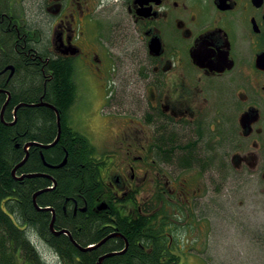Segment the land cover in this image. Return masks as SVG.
I'll return each mask as SVG.
<instances>
[{"label": "flooded vegetation", "instance_id": "1", "mask_svg": "<svg viewBox=\"0 0 264 264\" xmlns=\"http://www.w3.org/2000/svg\"><path fill=\"white\" fill-rule=\"evenodd\" d=\"M36 2L38 21L29 16L33 5L22 10L19 0H0V94L9 100L3 116L1 107V121L17 128L19 110L27 106L15 110L26 87L38 91L35 101L45 102L55 66L64 61L72 68L77 94L69 112L59 111L60 120L72 130L74 143L81 134L94 149L81 163L92 183L67 193L59 187V179L66 178L60 171L68 163L67 148L62 161L53 164L44 151L54 147L33 145L48 169L41 179L50 182L32 194L39 213L32 241L45 263L54 264L53 254L62 262L53 239L66 238L80 253L99 251V260L124 252L126 245L128 250L114 257L128 253L130 239L123 232L156 229L157 235L147 236L149 246L160 239L166 247L163 260L167 253L182 259L191 252L187 244L197 226L231 223L236 198H242L241 207L264 195V0ZM78 77L106 111L103 152L75 130ZM28 108L40 123L42 108L54 112L57 122L58 110ZM27 119H21L24 127ZM24 127L18 133L25 153L27 144L44 145L45 132L31 136ZM12 139L21 148L20 139ZM40 198L49 200L46 206ZM106 239L92 251L81 249ZM106 245L115 247L101 251ZM139 245L152 255V249ZM73 249L69 262L83 264ZM123 260L116 264H127Z\"/></svg>", "mask_w": 264, "mask_h": 264}, {"label": "trees", "instance_id": "2", "mask_svg": "<svg viewBox=\"0 0 264 264\" xmlns=\"http://www.w3.org/2000/svg\"><path fill=\"white\" fill-rule=\"evenodd\" d=\"M71 73L73 72L69 64L64 61H62V63H57L54 74L55 81L50 83L48 88L43 92L45 103L52 107L54 106L63 114L69 112L68 110L70 107L74 106L76 102V85L74 84V78H72ZM31 88L32 87H26L24 90L25 93L21 90L22 95H19L20 99H23V103L21 104L31 105L41 103L34 100L39 93ZM16 101L19 100H13L12 105L16 103ZM5 104V96L0 94V112L1 107H4ZM28 107L29 106L19 110L20 117L16 125L17 128L6 126V124L1 121L0 114V264H47L36 242L32 241L34 234L32 231L33 221H35V216L39 214L34 207L32 194L35 193V191L46 188V186H50V182L46 179H41V177L35 180L26 178L21 182L12 176V172L15 166L23 162L26 158V153L22 148L24 138L22 133H18V130L24 127V124L21 123V119L25 116L28 118L25 127L31 129V136L33 132H45L46 139L42 140L40 143L47 145L52 144L57 137V122L54 112L42 108L40 110L42 114L39 115L44 119V122L40 123L38 120L39 116L30 115V108ZM10 114L7 112V121L9 122L12 120ZM64 121L62 117V136L60 141L53 149L45 150L44 155H46V160L49 163H60L65 155L64 149L67 148L70 154L68 163L66 168L60 171L66 178L59 179V181H61L59 187H66L68 193L78 188L79 185L83 186L85 183H92L90 180V173L85 174L86 169L82 168L81 163H86L90 154L94 153V149L81 134L77 135L80 142L78 144L74 143V134H71L72 130L68 128V124ZM49 126L51 127L48 128ZM13 135L20 139L19 143L21 144V148H16L15 142L12 139ZM38 151L39 149L35 147L31 149L29 160L19 171L18 177L24 174H43L45 171H48V169L43 166ZM42 198L39 199V202L41 205L46 206V202L49 200L45 201L42 200ZM45 226L43 220H41V226L38 227L44 231L46 230ZM140 227L144 229L143 225H140ZM123 233L130 239V249L128 253L124 257L108 258L103 264H116L122 260V258H125L123 262L127 264H183L180 257H176L170 253H167V256H169L168 260H163L162 257L166 253V247L160 242V239L156 238L157 240L153 242L154 246H149L150 240L147 236H149L150 233L157 235V233H159L158 229ZM53 240L55 242L50 243L51 246L62 255V262L59 264H63V262L64 264H73L69 262L70 249H73L69 240L64 237ZM98 241L101 240L99 239ZM140 242L145 248L148 247L152 249V255H149L150 252H145L140 248ZM115 246L117 245L115 244ZM115 246L106 245L101 251L111 250V248ZM73 250L83 258V264H98L99 260L97 259L101 252L93 251L92 253L85 254L82 252L80 253L76 249ZM113 250L115 249H112V251Z\"/></svg>", "mask_w": 264, "mask_h": 264}, {"label": "rangeland", "instance_id": "3", "mask_svg": "<svg viewBox=\"0 0 264 264\" xmlns=\"http://www.w3.org/2000/svg\"><path fill=\"white\" fill-rule=\"evenodd\" d=\"M19 5L22 10L33 5L30 19L40 20L36 0H19ZM88 77L86 74L83 76L86 79ZM78 78L81 95L72 113L75 130L88 137L98 152H103L106 150L105 137L108 135L102 122L106 111L104 113V109L99 106L101 99L93 94L91 86ZM241 200V197L236 198L232 202L233 207L230 206L231 223L220 221V224L197 226L198 233L194 232V241L187 244V250L190 246L191 252L182 256L183 264H264V195L258 201L248 199L240 207ZM222 218L220 215V220ZM51 258L54 264H59L54 254Z\"/></svg>", "mask_w": 264, "mask_h": 264}, {"label": "water", "instance_id": "4", "mask_svg": "<svg viewBox=\"0 0 264 264\" xmlns=\"http://www.w3.org/2000/svg\"><path fill=\"white\" fill-rule=\"evenodd\" d=\"M8 105H9V100L6 102V104H5L4 107H3V110H2V112H1L2 116H3V113H4V111L6 110V108H7ZM22 106H29V107H31V106H32V107L48 106V107L54 109L55 111H57V109H56L54 106L52 107L51 105H49V104H47V103H45V102H42V103H40V104H31V105L20 104V106H18V107L16 108L15 111L17 112ZM57 112H58V119H57V122H58V133H59L57 139L54 141V143H52V144H48V145H45V144H44V145H41V144H37V143H33V144L30 143V144H27V146H26V158L23 160V162H21L20 164H18L17 166H15V168L13 169V172H12V176H14V178H16L17 180H19V181H24V179H26V178H28V179H35V178H38V177H45V175H43V174H38V173H34V174H24V175L21 176V177H17V176H16V173H17V171H18L19 169L23 168V165L28 161V159H29V152H28V150H29L30 147H33V145L40 146V147H42L43 149H44V148L49 149V148H51V147H55L56 143L59 141V139L61 138V135H62V133H61V130H62V122H61V120H60L59 111H57ZM65 162H66V160H65ZM65 162H63L62 164H60V166H64ZM44 192H45V191H41V192L37 193V195H40V194H42V193H44ZM37 195H35V197H34L35 202H36V197H37ZM35 205L39 208V206H38L37 203H35ZM106 241H107V239L104 240V241H102V243H100V244H98V245H96V246H94V247L81 248V249H82L83 251H92V249L97 248L98 246H102V244H104ZM127 250H128V248H127V245H126V249L124 250V252L127 251ZM124 252L105 255V256H103L102 258L99 259L100 261L98 262V264H103V262L105 261L106 258L114 257V255H117V254H118V255H119V254H124Z\"/></svg>", "mask_w": 264, "mask_h": 264}, {"label": "bare ground", "instance_id": "5", "mask_svg": "<svg viewBox=\"0 0 264 264\" xmlns=\"http://www.w3.org/2000/svg\"><path fill=\"white\" fill-rule=\"evenodd\" d=\"M10 15H11V13H10ZM14 18V17H13ZM8 23V22H7ZM12 23V22H11ZM25 151H26V149H25ZM85 197V196H84ZM144 242V241H143ZM44 259V258H43ZM45 260V259H44Z\"/></svg>", "mask_w": 264, "mask_h": 264}]
</instances>
